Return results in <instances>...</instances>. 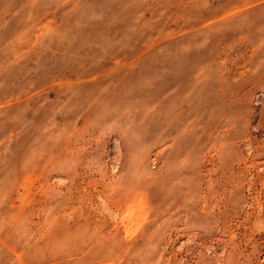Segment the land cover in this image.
I'll use <instances>...</instances> for the list:
<instances>
[{"label": "rangeland", "instance_id": "374dc122", "mask_svg": "<svg viewBox=\"0 0 264 264\" xmlns=\"http://www.w3.org/2000/svg\"><path fill=\"white\" fill-rule=\"evenodd\" d=\"M0 264H264V0H0Z\"/></svg>", "mask_w": 264, "mask_h": 264}]
</instances>
